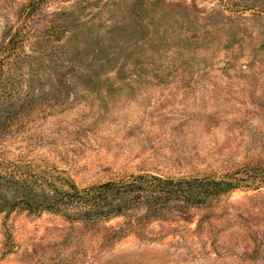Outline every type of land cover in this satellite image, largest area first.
I'll return each mask as SVG.
<instances>
[{
    "label": "rangeland",
    "instance_id": "rangeland-1",
    "mask_svg": "<svg viewBox=\"0 0 264 264\" xmlns=\"http://www.w3.org/2000/svg\"><path fill=\"white\" fill-rule=\"evenodd\" d=\"M23 176L209 191L86 217L0 187V264H264V0H0V178Z\"/></svg>",
    "mask_w": 264,
    "mask_h": 264
},
{
    "label": "trees",
    "instance_id": "trees-1",
    "mask_svg": "<svg viewBox=\"0 0 264 264\" xmlns=\"http://www.w3.org/2000/svg\"><path fill=\"white\" fill-rule=\"evenodd\" d=\"M195 181L165 182L156 178L137 177L128 183L108 184L85 190L71 188V191L60 194L53 186L52 192L46 193L44 185L37 178L12 177L0 178V187H7L14 197L20 199L29 210L53 209L58 210L65 199L74 202L78 208L88 206L80 214L90 217L93 214L111 213L129 207L141 197L148 198V203L153 204L168 198L194 199L197 194L208 188L196 190ZM235 184L226 183V188H232ZM226 188H219L224 190ZM1 196V195H0ZM112 200L115 203L113 204ZM156 208L154 207L153 210Z\"/></svg>",
    "mask_w": 264,
    "mask_h": 264
}]
</instances>
